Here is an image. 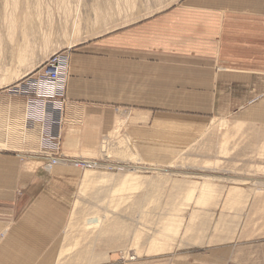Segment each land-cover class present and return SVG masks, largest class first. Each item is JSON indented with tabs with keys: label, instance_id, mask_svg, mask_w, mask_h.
<instances>
[{
	"label": "rangeland",
	"instance_id": "374dc122",
	"mask_svg": "<svg viewBox=\"0 0 264 264\" xmlns=\"http://www.w3.org/2000/svg\"><path fill=\"white\" fill-rule=\"evenodd\" d=\"M178 1L0 0L1 159L15 160L21 168L35 166L33 170L43 177L52 173L55 166L49 171L43 161L49 152L41 150L42 124L26 123L28 104L17 89L19 85L33 81L59 49L71 56L78 47L114 38L133 20L171 11ZM15 7L18 12L11 30L7 18ZM75 20H79V34L74 39ZM47 34H51L48 42L44 40ZM162 82L155 81L156 92ZM155 105L154 116L149 119L154 122L148 123L154 135H147L150 130L146 122L141 124V118L129 121L135 124L133 129L117 119L111 130L99 134L97 148L76 150L78 134L84 136V127L80 126L84 120L68 117L67 104L66 125L60 137L65 157L73 158L71 162L107 167L65 163L60 166L79 170L58 176L67 175L71 183L58 180L50 186L44 181L30 197L26 187L19 185L15 204L0 199V213L12 207L15 223L41 193L52 195L69 210L62 231L41 255L44 246H35L16 235L17 227L12 222H0V264H250L251 252H257L259 237L264 235V122L196 117ZM260 112L249 114L263 116L264 111ZM170 120L179 124L165 128V133L157 130ZM73 128L76 132L69 138L66 133ZM132 140L134 147L139 145L137 152L134 147L130 150ZM105 142L112 147L110 159H105L102 151ZM146 145L161 150L146 154L141 149ZM134 151L136 155H132ZM36 153L42 158L37 159L39 164L29 158ZM123 167L134 170L127 174ZM258 203L259 209L253 210ZM92 216L101 221L100 226L88 225L91 219L87 218ZM7 218L8 214H0V220Z\"/></svg>",
	"mask_w": 264,
	"mask_h": 264
},
{
	"label": "crops",
	"instance_id": "0c3cea01",
	"mask_svg": "<svg viewBox=\"0 0 264 264\" xmlns=\"http://www.w3.org/2000/svg\"><path fill=\"white\" fill-rule=\"evenodd\" d=\"M173 4L176 7L169 12L133 20L114 38L72 52L71 77L63 84L67 116L84 120L80 125L84 136L78 134L76 150L97 148L99 134L111 130L117 119L133 129L136 126L129 121L141 118L148 129L154 122L149 119L154 116L156 103L162 109L171 107L196 117L264 122V115L249 114L264 111V0H179ZM155 81H163L158 92ZM177 123L163 122L157 130L165 133V128ZM149 130L147 135L155 134V130ZM72 132L76 129L66 133L69 138ZM1 157L0 199L8 203L15 204L19 185L26 187L30 197L44 181L50 186L58 180L71 183L67 175L58 176L78 170L57 165L55 172L43 177L33 170L35 166L21 168L15 160ZM29 158L36 159L37 164V159L42 161L36 155ZM259 203L253 210L259 209ZM11 208L0 213L8 214L0 222H12L17 227L16 235L35 246H44L40 255L62 231L69 211L46 193L37 195L17 223L11 219ZM257 247L256 253L251 252L250 264H264V235H260Z\"/></svg>",
	"mask_w": 264,
	"mask_h": 264
},
{
	"label": "built area",
	"instance_id": "2783aa9c",
	"mask_svg": "<svg viewBox=\"0 0 264 264\" xmlns=\"http://www.w3.org/2000/svg\"><path fill=\"white\" fill-rule=\"evenodd\" d=\"M69 68L70 54L62 50L50 57L33 81H26L17 88L29 104V122L42 124L44 136L41 150L49 152L45 158L47 164L56 165L67 160L60 137L66 125L63 120L68 101L63 81ZM36 156L40 157L39 154Z\"/></svg>",
	"mask_w": 264,
	"mask_h": 264
},
{
	"label": "bare ground",
	"instance_id": "6f19581e",
	"mask_svg": "<svg viewBox=\"0 0 264 264\" xmlns=\"http://www.w3.org/2000/svg\"><path fill=\"white\" fill-rule=\"evenodd\" d=\"M11 3V2H10ZM14 4H18V3H14ZM8 6H10L9 4H7V7ZM79 7H80V5H79ZM8 9H10V8H8ZM12 11L10 12V17H6L7 18V20H8V22H9V28H11V30H12V28H14L15 27V21H14V17L13 16H15L16 15V13L18 12V10H17V8L15 7V8H13V9H11ZM17 11V12H16ZM16 12V13H15ZM77 12L79 13L80 11H79V8H77ZM20 13V12H19ZM7 15H8V13H7ZM6 15V16H7ZM79 15V14H78ZM79 18V17H78ZM77 18V19H78ZM40 20V19H39ZM73 26V29H72V31H73V37H74V39L77 37L78 38V34H77V32H78V27H79V20H75V23L72 25ZM46 33H48V32H46ZM50 35L51 34H47V35H45L44 37H45V39L44 40H48L49 38L48 37H50ZM47 38V39H46ZM72 39V38H71ZM48 42V41H47ZM47 42H46V44H47ZM68 47L69 46H71L72 45V42L70 41V39H69V41H68ZM44 46V45H43ZM70 48V47H69ZM61 49H59L58 51H56L55 53H58L59 51H60ZM54 53V54H55ZM25 56V55H24ZM22 59V58H21ZM50 59V58H49ZM48 59V60H49ZM19 60V59H18ZM26 62V61H25ZM47 62V61H46ZM32 65V64H31ZM43 67H44V65H43ZM43 67H42V69L41 70H43ZM41 68V66H39V67H36V68H34V69H32L31 70V72H33V71H37V69H40ZM41 70H39V71H41ZM30 72V73H31ZM27 74V73H26ZM25 75H23V76H21V78L22 77H24ZM66 78L68 77V71H67V73H66ZM68 79V78H67ZM17 80H18V78H17ZM29 110H30V108H29V104L27 105V111H26V119H27V121H26V123H28V124H31L29 121H28V117L30 116V112H29ZM49 112V111H48ZM47 112V113H48ZM23 120V119H22ZM20 121V120H19ZM21 122V121H20ZM63 122H65L64 120H63ZM22 123V122H21ZM66 124V123H65ZM68 125V124H67ZM71 126V125H70ZM20 129V128H19ZM25 129V128H24ZM23 129V130H24ZM107 139V138H106ZM105 140V139H104ZM106 141V140H105ZM129 143V142H128ZM131 144H129V145H131L130 146V150H131V147H134L133 146V143L132 142H130ZM103 149H102V151L103 152H105V154H104V157H105V159H110L112 156L109 154V152L111 151V146H110V144L109 143H103ZM148 145V144H147ZM140 146L141 147V149L143 150V149H145L148 153H146V154H154L155 152L153 151L154 149L155 150H161L158 146ZM123 146H125V145H123ZM111 147V148H110ZM128 147V146H127ZM136 147H139V145L138 146H135L134 148H132V150L134 149L135 151H136ZM101 148V147H100ZM127 149V148H126ZM128 149H129V147H128ZM153 149V150H152ZM101 150V149H100ZM97 151V149L94 151V153ZM101 151V152H102ZM127 151V150H126ZM133 152L132 153V155L134 154V155H136V152ZM37 152V151H36ZM90 153H93V152H90ZM111 153V152H110ZM118 153V152H117ZM123 153V152H122ZM122 153H120V154H122ZM37 154V153H36ZM125 154H126V152H125ZM124 154V155H125ZM156 154V153H155ZM38 155V154H37ZM91 155H93V154H91ZM116 155V154H115ZM129 154H127V156H128ZM94 156V155H93ZM45 158H46V156H45ZM43 159V161H45L44 163L46 164V165H48V168H47V170H49V171H51V169H52V166H57V165H66V164H70V163H76V165L77 166H82V167H90V166H95V167H98V168H100V167H107V165H104V164H102V163H92V162H86V161H79V160H75V161H73V162H71L70 160H72L73 158H68V159H70V160H62V161H60L59 162V164H56V165H52V164H47V161L48 160H46V159ZM135 158V157H134ZM42 159V158H41ZM66 159H67V157H66ZM104 159V158H103ZM104 159V160H105ZM130 159H132L133 160V156L130 158ZM136 159V158H135ZM101 162V161H100ZM58 163V162H57ZM66 163V164H65ZM106 163V162H105ZM108 163V162H107ZM72 165V164H71ZM123 169H126V170H124V171H126L127 172V174H132L131 173V171H133V170H131V168L130 167H123ZM162 172V171H161ZM125 173V172H124ZM177 173V172H176ZM163 174V173H162ZM162 174H160V175H162ZM122 178V177H121ZM264 191V190H263ZM262 191V192H263ZM264 193V192H263ZM262 193V194H263ZM261 195V194H260ZM87 219H91V222H89L88 223V225L89 226H95V227H98V226H100V224H101V221H99V220H97V217H95V216H92V217H88ZM2 222V221H1ZM8 224V223H7ZM123 224V223H122ZM7 227V226H6ZM6 227H4V228H6ZM108 230H109V228H108ZM107 230V231H108ZM1 232V231H0ZM105 233V232H104ZM2 241V240H1ZM3 243V242H2ZM97 261H98V259H97ZM91 262H93V261H91Z\"/></svg>",
	"mask_w": 264,
	"mask_h": 264
}]
</instances>
